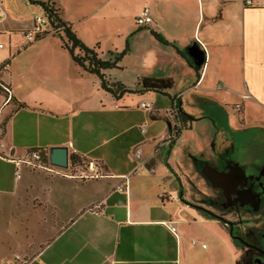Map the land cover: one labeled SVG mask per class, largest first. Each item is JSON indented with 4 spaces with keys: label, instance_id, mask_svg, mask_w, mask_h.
Wrapping results in <instances>:
<instances>
[{
    "label": "crops",
    "instance_id": "crops-1",
    "mask_svg": "<svg viewBox=\"0 0 264 264\" xmlns=\"http://www.w3.org/2000/svg\"><path fill=\"white\" fill-rule=\"evenodd\" d=\"M52 1L100 58L125 51L117 67L103 70L108 78L129 88H139L141 78L170 86L114 98L49 27L26 40L33 15L41 13L38 4L0 0V65L8 63L0 82L9 89L0 90V151L23 158L39 149L51 165L48 147L66 146L68 156L79 157L78 169L91 162L98 171L85 178L27 171L19 185L30 189L35 182L38 188L17 212L18 222L9 218L1 227L0 260L234 264L232 237L203 240L228 229L208 213L215 211L214 179L222 176L211 179L202 170L208 165L225 172L235 164L246 176V161L235 149L244 150L251 128L264 142V0L251 7L242 0ZM142 6L151 22L138 26L134 18ZM172 96L193 117L177 136L166 111ZM12 168L0 157V191Z\"/></svg>",
    "mask_w": 264,
    "mask_h": 264
},
{
    "label": "flooded vegetation",
    "instance_id": "flooded-vegetation-1",
    "mask_svg": "<svg viewBox=\"0 0 264 264\" xmlns=\"http://www.w3.org/2000/svg\"><path fill=\"white\" fill-rule=\"evenodd\" d=\"M224 170L222 177L214 179L219 186L214 187L212 213L230 219L227 229L243 248L239 253L242 264H264V163L246 176H237L233 167Z\"/></svg>",
    "mask_w": 264,
    "mask_h": 264
},
{
    "label": "trees",
    "instance_id": "trees-1",
    "mask_svg": "<svg viewBox=\"0 0 264 264\" xmlns=\"http://www.w3.org/2000/svg\"><path fill=\"white\" fill-rule=\"evenodd\" d=\"M29 1L39 5L41 13L45 16L47 21L46 27H49L50 30L60 38L62 46L68 51L71 59L84 71L95 75L99 80L100 87L109 92L114 98H119L125 93L139 92L140 90L163 92V90L170 86L168 80L141 78L138 83L139 88H129L118 80L108 78L103 73V70L117 67L118 62L125 53L124 50L119 52H108L107 58H100L94 48L86 46L75 35L69 24L61 19L60 8L52 0ZM0 90L9 94L8 87L2 82H0ZM170 98L171 104L166 111L168 118L170 119V117H172L175 121V124L172 125V134L173 136H177L181 128L193 120V117L180 110L174 96ZM18 106H23V103H18ZM68 161L76 165L75 163L79 161V157L75 154H69ZM208 213L217 218L213 213ZM218 220L221 221L220 219Z\"/></svg>",
    "mask_w": 264,
    "mask_h": 264
},
{
    "label": "rangeland",
    "instance_id": "rangeland-1",
    "mask_svg": "<svg viewBox=\"0 0 264 264\" xmlns=\"http://www.w3.org/2000/svg\"><path fill=\"white\" fill-rule=\"evenodd\" d=\"M103 50V56H107V52L105 49ZM128 64L133 62V56L127 58ZM125 75H129L130 70H125ZM245 138V147L244 150L241 148H236L234 154L242 157L243 160L246 161L245 167L247 173H255L257 171V166L264 162V154H263V138L261 134L253 130L249 129L244 135ZM80 161V160H79ZM83 168L84 163H80ZM87 165V163H86ZM17 176L13 173V168L6 173V182L3 191H0V232L1 227L6 224V222L12 218L18 222V216L16 215L18 211H20L21 207H28L27 203H30V194H32L33 190L38 188L35 182L32 183L31 188L27 189L24 185H19V183L26 177L27 171H32L28 165L20 163L17 165ZM38 171V170H35ZM33 177V176H32ZM39 179V178H38ZM39 183V180L36 181ZM228 221L230 220L227 218ZM226 220V219H225ZM227 221V220H226ZM216 230V233L209 232L206 239H203L206 244L209 241H216V239H220L223 235H227L229 238L231 236L228 233V230L220 229ZM1 242V240H0ZM219 246V244H217ZM243 248H239L238 245L234 242L233 245V258L234 264L239 261V264H242V259L240 258V252ZM218 261H220V249L217 247L216 250ZM229 263V257L227 258ZM0 264H19L18 260H0Z\"/></svg>",
    "mask_w": 264,
    "mask_h": 264
},
{
    "label": "built area",
    "instance_id": "built-area-1",
    "mask_svg": "<svg viewBox=\"0 0 264 264\" xmlns=\"http://www.w3.org/2000/svg\"><path fill=\"white\" fill-rule=\"evenodd\" d=\"M242 4L245 7H251L255 5L254 0H242ZM134 21H135V24L138 26H144V25L149 24L151 22L149 8L147 6H142L139 9V11L136 13ZM46 23H47L46 18L42 13H35L32 17L31 27L24 32V36L26 40L31 41V40H34L35 38L40 37L46 29ZM7 67H8V63H2L0 65V70L6 69ZM216 86L220 87L221 84L217 83ZM243 96H246V95H243ZM235 106L238 107V105H235ZM139 107L149 108L150 104L147 102H140ZM143 128H144V125H141L140 129L142 130ZM0 157L3 159L9 160L10 162L13 163L14 165L13 173L15 176H17L16 167L19 163L26 164L32 169H43L49 173H55L59 175L69 176V177L85 178L88 176L96 177L98 175L97 168L91 162L87 164V170L91 173H88L87 170L78 169L76 165L70 163L69 161H67V164L65 167H57V166L53 167L49 164H45L41 160V154H40L39 149L30 150L27 153V157H23V158H13L9 154H4L3 152L0 151ZM124 187L125 186L122 183H119L118 185H116V189L118 190H122ZM166 225L170 231H174V226L172 225V223L167 222Z\"/></svg>",
    "mask_w": 264,
    "mask_h": 264
},
{
    "label": "water",
    "instance_id": "water-1",
    "mask_svg": "<svg viewBox=\"0 0 264 264\" xmlns=\"http://www.w3.org/2000/svg\"><path fill=\"white\" fill-rule=\"evenodd\" d=\"M169 126V124H167ZM47 158L48 161L51 165L57 166V167H65L68 161V152H67V147L66 146H50L47 149ZM235 168H239L237 165H233ZM209 171L208 172L206 171ZM209 178L212 179L213 176H221L222 174H225L223 171H217L208 165H206L203 170H202ZM237 176H244L243 173L240 171V175L238 174ZM218 219L225 221L226 224H230L229 221H226L225 219L221 217H217ZM228 233L232 237L231 234V229L228 228ZM233 238V237H232Z\"/></svg>",
    "mask_w": 264,
    "mask_h": 264
}]
</instances>
